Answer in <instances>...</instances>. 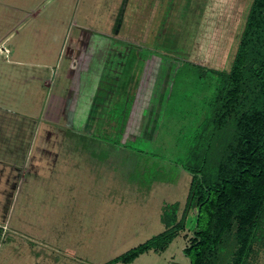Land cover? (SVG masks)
Here are the masks:
<instances>
[{"label":"rangeland","instance_id":"374dc122","mask_svg":"<svg viewBox=\"0 0 264 264\" xmlns=\"http://www.w3.org/2000/svg\"><path fill=\"white\" fill-rule=\"evenodd\" d=\"M251 2L0 0V264H188L191 207L162 249L110 260L181 215ZM230 225L205 261L233 263ZM239 264H264V210Z\"/></svg>","mask_w":264,"mask_h":264},{"label":"trees","instance_id":"16d2710c","mask_svg":"<svg viewBox=\"0 0 264 264\" xmlns=\"http://www.w3.org/2000/svg\"><path fill=\"white\" fill-rule=\"evenodd\" d=\"M196 132L182 164L191 183L181 215L177 218V202L165 205L160 214L165 229L110 263L162 249L183 228L190 207L191 235L182 249L188 264H212L204 255L222 243L230 222L237 245L232 264L246 255L264 210V0H252L230 68L216 78ZM259 182L262 189L255 194Z\"/></svg>","mask_w":264,"mask_h":264},{"label":"crops","instance_id":"0c3cea01","mask_svg":"<svg viewBox=\"0 0 264 264\" xmlns=\"http://www.w3.org/2000/svg\"><path fill=\"white\" fill-rule=\"evenodd\" d=\"M1 51V50H0ZM4 51L6 52V50L4 49Z\"/></svg>","mask_w":264,"mask_h":264}]
</instances>
